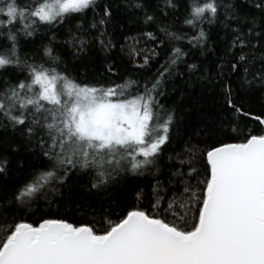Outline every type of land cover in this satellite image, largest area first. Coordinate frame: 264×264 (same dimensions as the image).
Returning <instances> with one entry per match:
<instances>
[{"label": "snow or ice", "instance_id": "6c2138e0", "mask_svg": "<svg viewBox=\"0 0 264 264\" xmlns=\"http://www.w3.org/2000/svg\"><path fill=\"white\" fill-rule=\"evenodd\" d=\"M127 2L143 13L146 24H164L159 30L169 42L188 39L201 55L217 52L205 24L222 25L229 39L212 74L187 63L189 53L171 46L142 93L139 85L135 95L125 93L134 81L111 86L78 82L52 46V29L86 20L91 12L90 27L105 36L112 5L0 0V36L10 42L0 43V200L7 202L10 193L13 205L31 207L44 199L51 207L68 199L73 177L85 180L87 199L100 198L99 208L87 204L91 212L78 205L92 220L58 213L32 222L14 219L0 235V264H264V103L259 112L248 104L257 96L264 99V0ZM172 17H183L196 34L169 31L165 20ZM77 30L87 31L83 24ZM39 31L51 33L48 43L22 57L18 35L34 37ZM142 35L157 39L152 32ZM99 42L104 52L114 47L111 40ZM64 43L74 59L88 50V41L71 28ZM149 59L143 56L144 65ZM178 63L187 64L185 83L198 91L189 93L192 99L183 107L195 111L183 152L168 156L176 163L167 184L175 187L158 179L150 182V192L137 186L135 203L117 211L115 201L107 199L110 189L128 176L150 173L172 146L181 110L165 108L159 97L164 95L160 85L175 74ZM233 116L254 122L256 130L228 135L227 127L236 131ZM25 151L36 162L23 179L14 180L11 159ZM16 167L26 171L22 159ZM175 191L180 196H165ZM162 202L167 205L163 215Z\"/></svg>", "mask_w": 264, "mask_h": 264}, {"label": "trees", "instance_id": "16d2710c", "mask_svg": "<svg viewBox=\"0 0 264 264\" xmlns=\"http://www.w3.org/2000/svg\"><path fill=\"white\" fill-rule=\"evenodd\" d=\"M17 2L21 3L22 0H17ZM98 3H110L112 5L113 19L107 26V35L101 36L97 29L90 27L93 23V13L91 12L88 13L86 20H73L70 24L57 25L52 29V32L55 33V40L52 46L58 50L62 57V62L67 64L70 69H74L72 75L78 82L111 86L116 84L124 85L129 81H134L135 83H132L130 87L124 89L125 93L131 92L135 95L138 85V90L142 93L145 90V85L151 87L154 78L158 75V70H161V65L171 51V46L181 47L184 51L188 52L189 55L185 57L187 63L195 62L199 66L208 69L207 74L211 75L213 62L219 63L218 58L223 54V47L229 39L222 25L215 24L210 26L205 24V29L212 32L213 47L217 49V52L215 55L212 53L201 55L199 46L193 47L188 43V39L169 42L168 38L164 37V33L159 30L164 24L152 22L146 24L144 22L143 13L129 7L127 0H98ZM97 11H99V9H97ZM182 20L183 17L179 20L176 19V17H172L171 19H166L165 24L168 25V30L171 32H176L179 35L187 34L188 37L194 36L196 31L191 29L189 25L183 24ZM80 24H83V28L87 31H78L77 26ZM121 25L123 26L121 27ZM16 27H22V25H16ZM44 27L46 26H41V28ZM70 28L76 32L77 36L83 37L88 41L87 52L83 53L81 57L77 59H74L72 56L73 49L64 43ZM144 32H152L157 39L154 41L145 37L142 35ZM50 35L51 33H45L44 31L37 32L34 37H24L22 34H19L20 55L23 57L26 53H34L42 43H48ZM161 38L164 39L163 44L159 43ZM100 40H111L114 47H112L110 51L104 52L100 45ZM4 42H7L6 36H0V43ZM7 43L10 45V42ZM150 49H154L157 53L155 57H152V53L149 51ZM144 55L150 57L147 65H144ZM109 66L113 68V72L108 71ZM180 72H184L185 75L180 76ZM187 75V64L178 63L175 74L168 77L160 85L164 91V95L159 97L160 103L163 104L165 108H179L181 110L178 112L181 118L174 128L172 146L169 152L162 157L158 167H152L150 173L145 172L143 176H128L110 189L107 199L109 203L115 201L117 211L124 207L125 204L135 203L134 191L137 186L144 188L146 192H150V182L154 184L156 179H158L163 181L166 187H175L174 185L167 184L168 178L173 171L172 165L176 163L175 159L170 161L168 156H175L177 153L183 152L184 141L187 139V135L190 131V124L194 122L193 117L195 116V111L184 112L183 107L192 99L189 93L198 91L195 86L190 88L185 83ZM197 75H200V73H197ZM201 83L204 82L201 81ZM261 103H264V99L258 96L248 101L249 106L257 112L261 110ZM231 119L234 122L236 131L233 132L231 126L227 127L225 131L230 136H239L241 131L256 130V124L250 120H245L243 118L237 119L235 116L231 117ZM9 131L11 132V129ZM17 159H22L24 161L26 171L22 172L16 167ZM35 162L31 152L27 151L22 152L19 157H12L11 177L14 180L23 179L26 172L30 170V165ZM197 167H200V165L197 164ZM84 183V179L73 177L68 189V199L63 203H53L51 207L46 206L47 201L44 199L34 203L31 207L13 205L9 193L7 202L0 200V235L4 234L11 226L14 219L21 216L29 222L38 220L40 216L45 213H58L60 216L70 218V220H92L93 215H84L79 212L78 205H84L86 210L91 212V209L87 208V204L93 203L99 208L100 198L98 196H92L90 200L87 199L84 195ZM2 195L3 193L0 192V196ZM172 195L178 197L180 196V192H165L166 197ZM49 198L53 201L60 200L59 197L52 196L51 194ZM171 202L175 206V201ZM144 205H147V201H144ZM166 207L167 205L162 202L161 209H159L162 215L165 214L163 209ZM5 209L9 211L5 212ZM168 215L169 218H172L170 213ZM95 219L99 221L100 216L96 215Z\"/></svg>", "mask_w": 264, "mask_h": 264}]
</instances>
